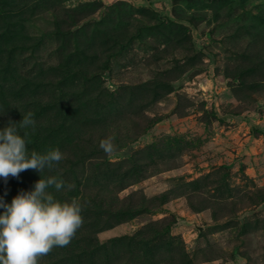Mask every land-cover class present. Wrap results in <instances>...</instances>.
Segmentation results:
<instances>
[{
  "label": "rangeland",
  "instance_id": "374dc122",
  "mask_svg": "<svg viewBox=\"0 0 264 264\" xmlns=\"http://www.w3.org/2000/svg\"><path fill=\"white\" fill-rule=\"evenodd\" d=\"M28 112L64 159L0 198L87 202L39 264H264V0H0V130Z\"/></svg>",
  "mask_w": 264,
  "mask_h": 264
},
{
  "label": "clouds",
  "instance_id": "9594fccd",
  "mask_svg": "<svg viewBox=\"0 0 264 264\" xmlns=\"http://www.w3.org/2000/svg\"><path fill=\"white\" fill-rule=\"evenodd\" d=\"M33 113L23 115L20 122L9 121L0 130V177L5 181L28 169H53L64 159L59 148L45 154L35 150L29 152L21 129L35 128ZM115 137L101 140L100 147L106 154H112L116 148ZM65 182L50 176L39 179L34 190L21 192L12 199L11 204L0 198V264H39L42 257L55 247H65L75 237L83 225L82 212L87 202L79 198L70 201L56 199L49 188L56 191L64 188ZM70 187V186H69Z\"/></svg>",
  "mask_w": 264,
  "mask_h": 264
}]
</instances>
